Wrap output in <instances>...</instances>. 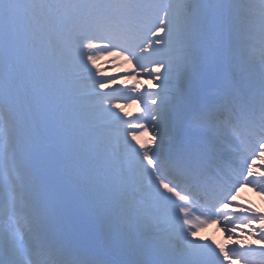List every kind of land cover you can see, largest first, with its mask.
Wrapping results in <instances>:
<instances>
[{"label":"snow or ice","instance_id":"6c2138e0","mask_svg":"<svg viewBox=\"0 0 264 264\" xmlns=\"http://www.w3.org/2000/svg\"><path fill=\"white\" fill-rule=\"evenodd\" d=\"M257 160L264 0H0V264H264Z\"/></svg>","mask_w":264,"mask_h":264},{"label":"rangeland","instance_id":"374dc122","mask_svg":"<svg viewBox=\"0 0 264 264\" xmlns=\"http://www.w3.org/2000/svg\"><path fill=\"white\" fill-rule=\"evenodd\" d=\"M100 67H101V74L106 75V76H117L120 77V86L127 89L132 86L135 81L129 80L128 83H125L126 74L131 72L134 67H136L135 62H133L132 65H128L126 62L122 60H114L113 58L110 57H105L104 60L100 62ZM137 81H141L142 84V90L143 89H149V90H158V89H153V85L150 82V78L147 76H144L143 73L141 75L136 77ZM121 105L124 106L127 104V107H125V111L129 112L132 114L131 118H135V116L140 115V108L143 107V102L137 103H131L127 100H121L120 101ZM256 163L262 164L264 161L257 160ZM237 201L239 203H248L249 206H254L258 211L264 212V194H261L257 190H253L252 187H245L241 190L240 195L237 197ZM234 207L229 205V208L227 211L233 212ZM237 231H236V238L240 237L241 235L246 237L245 243H251L253 245L257 246L256 239L257 236H251L247 235L248 229L241 223L239 220H237ZM225 225L223 223H212L209 224L207 227L202 228L200 232L198 233V236L201 239L207 240L211 239L216 241L217 244H222L221 240L219 239L218 236L224 235L225 230H224ZM257 232L259 229V224L257 223L256 226ZM241 229H244L243 232H241ZM224 244V243H223ZM240 264V262H238Z\"/></svg>","mask_w":264,"mask_h":264}]
</instances>
